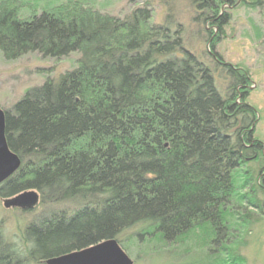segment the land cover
<instances>
[{"label":"trees","instance_id":"obj_1","mask_svg":"<svg viewBox=\"0 0 264 264\" xmlns=\"http://www.w3.org/2000/svg\"><path fill=\"white\" fill-rule=\"evenodd\" d=\"M189 1L206 26L213 67L185 48L181 26L153 24L147 6L116 18L70 1L21 18L19 3L1 2L5 60L79 58L4 110L7 145L21 166L0 185L2 199L35 191L43 203L77 207L30 223L20 243L0 229V264H45L119 244L135 227L165 247L198 230L202 248L227 254L234 233L264 215L251 76L215 50L231 21L224 2H233ZM206 259L199 264H216ZM226 264L243 258L229 254Z\"/></svg>","mask_w":264,"mask_h":264},{"label":"rangeland","instance_id":"obj_2","mask_svg":"<svg viewBox=\"0 0 264 264\" xmlns=\"http://www.w3.org/2000/svg\"><path fill=\"white\" fill-rule=\"evenodd\" d=\"M2 1L0 0V4ZM21 5V18H29L43 9L53 8L70 1H78L83 6L91 7L101 14L124 18L137 8H149L152 23L168 25L171 30L181 26L184 32L185 48L198 55L205 64L212 65L208 55L205 32L197 16L194 4L189 0H12ZM224 2L225 12L231 17L224 28V34L215 50L223 61L231 66L249 70L252 84L249 87L247 102L254 107L258 115L255 138L264 143V0H232ZM78 53L60 60L46 58L39 54H28L13 61L4 59L0 52V108L7 110L24 93L40 86L46 80H55L64 72L77 66ZM11 199V198H9ZM0 198V229L5 240L20 243L26 226L37 222L50 214L77 206L72 202L43 203L38 195V203L32 210L8 209ZM254 213L253 209H248ZM241 211V210H240ZM258 214V213H256ZM236 227V226H234ZM140 228L125 231L117 238L118 245L126 254L131 264H199L205 262L206 255L216 258V264H226L228 255H239L243 264H264V215L253 223L245 224L234 233V243L226 249L212 245L202 248V232L195 230L186 236L182 245L161 246L154 235L149 240L146 236L136 235ZM116 241V240H115ZM42 264V263H30Z\"/></svg>","mask_w":264,"mask_h":264},{"label":"water","instance_id":"obj_3","mask_svg":"<svg viewBox=\"0 0 264 264\" xmlns=\"http://www.w3.org/2000/svg\"><path fill=\"white\" fill-rule=\"evenodd\" d=\"M21 161L6 141L5 112L0 108V185L20 168ZM38 203V193L28 191L4 202L5 208L32 210ZM45 264H131L115 240L103 241L97 245L45 261Z\"/></svg>","mask_w":264,"mask_h":264},{"label":"flooded vegetation","instance_id":"obj_4","mask_svg":"<svg viewBox=\"0 0 264 264\" xmlns=\"http://www.w3.org/2000/svg\"><path fill=\"white\" fill-rule=\"evenodd\" d=\"M238 1H240V0H238ZM13 209H18V208H13Z\"/></svg>","mask_w":264,"mask_h":264}]
</instances>
